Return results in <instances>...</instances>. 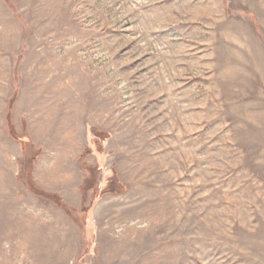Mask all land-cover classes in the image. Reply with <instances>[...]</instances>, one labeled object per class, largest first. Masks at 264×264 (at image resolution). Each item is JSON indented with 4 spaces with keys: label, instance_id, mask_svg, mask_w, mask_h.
Masks as SVG:
<instances>
[{
    "label": "rangeland",
    "instance_id": "1",
    "mask_svg": "<svg viewBox=\"0 0 264 264\" xmlns=\"http://www.w3.org/2000/svg\"><path fill=\"white\" fill-rule=\"evenodd\" d=\"M0 264H264V0H0Z\"/></svg>",
    "mask_w": 264,
    "mask_h": 264
},
{
    "label": "trees",
    "instance_id": "2",
    "mask_svg": "<svg viewBox=\"0 0 264 264\" xmlns=\"http://www.w3.org/2000/svg\"><path fill=\"white\" fill-rule=\"evenodd\" d=\"M9 129H10V133L14 136V132H13V128L11 126V124L9 125ZM32 185V187L30 188L32 191H34L35 193H37L38 195L40 196H47V198H49L50 200H53V201H58L56 197H53L52 194H45L44 192H40L35 186L34 184H30Z\"/></svg>",
    "mask_w": 264,
    "mask_h": 264
}]
</instances>
